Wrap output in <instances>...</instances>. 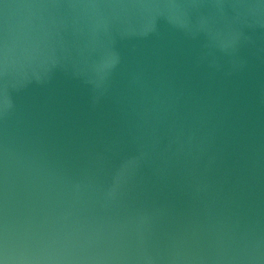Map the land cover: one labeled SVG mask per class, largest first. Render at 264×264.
Segmentation results:
<instances>
[{"label": "water", "instance_id": "95a60500", "mask_svg": "<svg viewBox=\"0 0 264 264\" xmlns=\"http://www.w3.org/2000/svg\"><path fill=\"white\" fill-rule=\"evenodd\" d=\"M0 264H264V0H0Z\"/></svg>", "mask_w": 264, "mask_h": 264}]
</instances>
